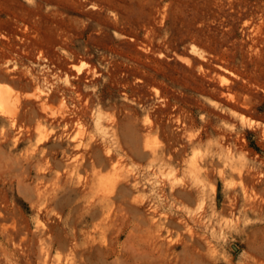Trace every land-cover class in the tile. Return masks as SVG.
I'll use <instances>...</instances> for the list:
<instances>
[{
	"label": "rangeland",
	"instance_id": "374dc122",
	"mask_svg": "<svg viewBox=\"0 0 264 264\" xmlns=\"http://www.w3.org/2000/svg\"><path fill=\"white\" fill-rule=\"evenodd\" d=\"M0 86V264H264V0H0Z\"/></svg>",
	"mask_w": 264,
	"mask_h": 264
},
{
	"label": "bare ground",
	"instance_id": "6f19581e",
	"mask_svg": "<svg viewBox=\"0 0 264 264\" xmlns=\"http://www.w3.org/2000/svg\"><path fill=\"white\" fill-rule=\"evenodd\" d=\"M5 69V68H4ZM8 69V68H7ZM4 70L5 72H10V70ZM12 91L8 90L7 88L4 89V87L0 86V110L3 112H7L10 111V109H12L11 107L14 105L13 104V99L11 96ZM2 112V113H3ZM39 163V162H38ZM1 165V164H0ZM22 179V178H21ZM42 179V178H41ZM40 180V179H39ZM22 181V180H20ZM21 183V182H20ZM74 191H78L77 188H75ZM56 195L52 196V200L55 201L56 203L60 204L62 203V197L61 198H56ZM64 203V202H63ZM74 206V205H73ZM96 206H98L97 203H95V201L93 200H89L87 204L84 205V209L85 211L80 212L79 217L82 218V220L84 221L85 217L87 216L86 214H90L91 218H95L97 216V211L93 210L94 208H96ZM105 206H103L104 208ZM76 210V208L74 209ZM120 210V209H119ZM122 212V211H121ZM102 213V212H100ZM106 213V212H105ZM123 213V212H122ZM3 215V214H2ZM10 234V233H9ZM74 235H76L75 232L72 233V235H70L69 233H67V235L64 238L59 237L58 238V242L61 246H64L66 248H68V245L70 244V237H74ZM18 237V236H17ZM34 240V239H33ZM74 240V239H72ZM70 246V245H69ZM79 245L76 243L75 247H78ZM88 247V246H87ZM71 249V248H70ZM88 249V248H87ZM85 249V250H87ZM77 251V250H76ZM95 251H99V255H107L109 253V249L107 248V245H101L99 247H96L94 245V243H92V249H90L88 251V254H85L84 252L81 253V256L83 257V264H91L90 261H93L94 258V252Z\"/></svg>",
	"mask_w": 264,
	"mask_h": 264
}]
</instances>
